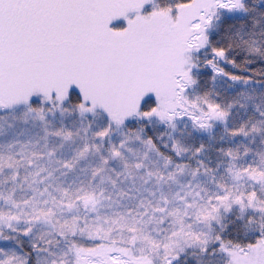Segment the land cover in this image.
<instances>
[{
    "label": "snow or ice",
    "instance_id": "obj_1",
    "mask_svg": "<svg viewBox=\"0 0 264 264\" xmlns=\"http://www.w3.org/2000/svg\"><path fill=\"white\" fill-rule=\"evenodd\" d=\"M0 264H264V0H0Z\"/></svg>",
    "mask_w": 264,
    "mask_h": 264
}]
</instances>
